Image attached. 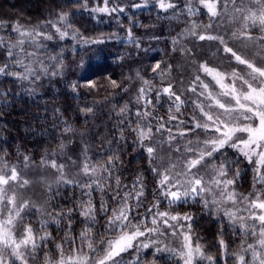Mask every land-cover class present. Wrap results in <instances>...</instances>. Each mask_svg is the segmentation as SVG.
Returning a JSON list of instances; mask_svg holds the SVG:
<instances>
[{"label": "trees", "instance_id": "1", "mask_svg": "<svg viewBox=\"0 0 264 264\" xmlns=\"http://www.w3.org/2000/svg\"><path fill=\"white\" fill-rule=\"evenodd\" d=\"M166 2L173 3L175 8L161 9L157 0H109L107 4L105 0H0V22L5 25L0 28V66L19 58L23 60L24 65L32 67L39 74V79L30 75L27 80L0 76V161L6 162L9 169L15 166L22 179L30 181L24 188L15 187L20 198L18 202L31 200L35 204L24 220L18 223L17 232L22 234L24 225L31 223L38 235H43L45 230L52 234L47 247L36 252L34 259L29 256V264H45V253L58 255L56 244L64 240L67 230V221H63L60 227L50 222L46 229L42 230L41 220L48 219V216L41 215L37 209L54 214L61 207L65 210L67 207H74L82 198L81 189L73 185L59 188L53 186L49 190V185H54L58 173L51 167H42V157L47 155L50 159H56L57 163L65 165L67 178L84 183L88 180L81 176L86 146L87 157L92 163H103L108 156L118 154L120 160L106 188L111 185L115 190L116 176L121 177L122 186L127 185L130 188L136 176L143 172L146 196L144 204L138 209L143 212L153 200L156 177L148 171L147 153L134 143L135 134L128 127V120L125 119L123 124L119 123L122 118L118 115L119 109L127 103L129 119L133 121L137 119L135 114L138 109L154 111L156 116H162L166 120L167 96H163L162 106L157 105L155 110L151 107L145 109L143 101L139 104L136 102L143 80L151 81L155 89L165 87L171 82L174 90L179 93L188 88L197 74L206 82L211 81V77L199 71L201 63H207L208 66L225 73L226 83H231L230 74L233 70L241 75L251 71L246 65H239L230 54L224 53L223 46L218 41L199 40V34L223 35L229 40V46L246 54L257 64L263 62L258 61L264 59H259L257 55L258 46L264 48L259 40L252 42L232 38V33L241 28L235 21L220 17L210 21L207 10L199 7V0H191V3L189 0ZM137 4L141 7H134ZM231 4L232 0H218V8ZM105 6L117 10L94 11ZM189 7L195 14L189 12ZM119 8L124 11L120 12ZM62 13L68 14L66 23L59 20ZM53 23L68 32L63 40L52 27ZM209 23L212 27L205 33L203 26ZM17 24L28 31L35 29L51 35L53 39L44 40L38 36L35 42L26 40L24 51L17 47L14 49L16 55L9 57L7 45L14 44L19 38L18 33L12 31V27ZM190 31H195L197 35H191ZM247 31L252 36L262 35V32ZM73 34H76L77 38L74 39ZM98 38H103L105 42L84 43L85 40ZM37 44L40 46L37 47ZM27 53L35 55L29 56ZM52 57L56 59L53 60ZM157 62H161L162 69L172 66L163 79L158 74L159 70L157 73L152 71ZM44 67L48 68L47 74L42 71ZM12 70L23 72L24 68L13 65ZM54 71L61 74L53 75ZM89 80L94 82L95 87L87 86ZM112 80L117 81L120 87L113 88ZM74 83L79 85L75 91L72 88ZM211 86L215 91H220L214 81H211ZM244 88H247V85H244ZM148 95L155 103V91ZM186 96L189 98V104L186 106L185 115L190 116L194 107L191 100L195 97L191 92H187ZM89 108L92 109L91 112L85 111ZM151 123L156 125L157 121L151 120ZM69 125L73 131L65 132L64 129ZM121 128L125 129L123 141H120ZM189 136L195 139V136ZM156 138L159 139L158 136ZM109 140L113 141L111 145ZM180 143L184 144L186 141L182 139ZM226 155L239 161L238 164L231 165L229 177L236 172L237 167L244 173L240 175V181H236V191L244 196L253 193V174L246 168L247 160L230 148L226 149ZM25 156L31 158L27 167ZM160 157H163V160ZM168 162L169 149L165 145L158 149L157 164L167 167ZM0 167H3V163H0ZM207 171L211 174L210 169ZM258 188L260 186H255V189ZM57 192L59 195H56ZM102 195L108 201L110 209L116 206V201L110 199L111 191L106 195L95 191L93 202L97 208ZM83 199L86 200L87 197ZM174 211L187 212L193 216V240L199 239L204 251L220 258V264H236L233 254L241 253L242 248L247 249L249 244H255L260 238L259 224H256L255 236L245 235L239 224L231 225L223 212L217 215L214 210H206L201 202L189 200L187 204L176 206ZM108 215H111L110 211ZM241 215L247 217L248 213L241 211ZM74 216L77 222L74 224L75 231L72 235L78 237L84 227L80 221L84 218L79 215V211L75 212ZM97 220L92 235L99 241L104 236L107 217L100 214ZM245 222L248 225L253 224L251 219ZM166 231L167 235L150 237L159 243L143 250L144 264H153V261L155 264H182L181 261H173L167 252L152 255L156 247H181L182 237L172 236L170 230ZM222 231L223 239L228 245V255L221 258L219 234ZM73 247H83V250L87 251L86 245H81L77 239L74 244H64L65 254H71ZM243 254L249 264H252L250 253ZM122 255L127 262L132 261L136 253L134 249H130Z\"/></svg>", "mask_w": 264, "mask_h": 264}, {"label": "snow or ice", "instance_id": "2", "mask_svg": "<svg viewBox=\"0 0 264 264\" xmlns=\"http://www.w3.org/2000/svg\"><path fill=\"white\" fill-rule=\"evenodd\" d=\"M161 9L167 10L175 8V5L166 0H157ZM253 0H249V5L237 6L235 0H232L231 7L235 12L240 13L243 24L237 32L232 33V38L237 40H249L259 42L264 45V0H254L255 7L251 6ZM108 0H105V4ZM191 3V0H189ZM134 7H141L137 4ZM199 7L206 9L210 21H214L223 15L218 10V0H199ZM227 9V5H225ZM116 8L109 9L101 7L94 9L98 12L116 11ZM123 12V8H119ZM189 12L195 14L191 7ZM61 22H67L68 14L62 13L59 16ZM259 26L262 35L252 36L248 33L249 28ZM5 27L0 22V28ZM52 27L56 29L61 40L68 32L61 30L55 23ZM205 33L211 29L212 25H204ZM12 31L18 33L19 38L14 44L7 45L9 57L16 55L14 49L17 47L24 51L23 45L26 40L35 42L36 38L42 37L44 40H52L51 35L36 31H28L22 25H14ZM191 35H197L195 31H190ZM131 35V33H129ZM73 38H77L73 34ZM199 40L218 41L223 46V52L228 53L239 64L246 65L251 71L241 75L233 70L230 74L231 83H225L226 74L218 71L207 63L199 64V71L206 76L211 77L220 89L215 91L211 86V81L206 82L197 74L187 89L177 92L174 85L170 82L167 86L155 89L152 82L143 80V85L139 89L136 102L144 103L145 109L151 107L156 109L161 105L163 96H167L168 114L165 120L162 116H156L154 111L137 110L135 121L129 119V106L126 103L119 109L118 115L122 118L119 121L123 124L128 120V127L135 134L134 143L139 149L147 153L148 171L156 177V188L152 196L153 200L150 206L143 212L138 209L144 204L146 196V184L144 182V173H139L132 182L131 187L121 184V177H115V190L108 184L117 162L120 160L118 154H113L100 163H92L87 157V146L84 149V163L81 172L88 177L84 183H79L75 179H69L65 176V165L57 163L56 159H50L47 155L41 158L42 167H51L55 169L58 175L54 185H49V190L54 187L59 188L65 185H73L81 189V199L76 202L74 207H61L55 211L44 213L37 209L41 215H47L48 219L41 220V228L46 229L51 222L58 227L63 221H67V230L64 240L56 244L58 255L45 253V264H144L142 260L143 250L149 249L159 243L158 240H151L150 237L167 235L166 230H170L172 236L182 237L181 247L179 249L170 247H156L157 253L167 252L169 257H177L182 264H220V258L209 255L204 251V246L199 239L193 240L194 218L190 213H180L174 211L175 207L187 204L189 200L201 202L206 210H214L217 215L223 212L229 223L233 226L239 224L240 230L245 234L256 235V222L259 223V240L257 244L260 249H264V188L255 189V184H264V66H257L255 60H250L246 54L235 50L229 46V40L223 35L199 34ZM103 38L94 40H85L84 43H104ZM175 44L176 41L174 40ZM2 44V41H0ZM40 45L37 44V47ZM187 51V50H185ZM32 56L35 53H27ZM53 60L56 57H52ZM23 67L24 71H13L12 66ZM168 69L161 68V62H157L152 71L157 73L163 79ZM42 71L47 74L48 68L44 67ZM53 75H59L60 72H53ZM35 76L39 79V74L32 67L24 65L22 59H15L5 62L0 66V76H11L19 80H27L29 76ZM139 76V73H137ZM142 79V78H141ZM113 88L120 85L112 80ZM247 85V89H244ZM79 85L73 84V91ZM88 87H95L94 82L88 81ZM127 90V89H125ZM155 91V103L149 98V93ZM187 92H191L195 99L191 100L192 113L186 116L189 98ZM183 97V98H182ZM233 101L235 102L233 104ZM162 106V105H161ZM182 108L184 111H182ZM91 112L92 109H85ZM258 119V126L254 121ZM151 120H156L153 125ZM247 122V123H245ZM134 125V126H133ZM65 132L73 131L69 125L64 129ZM120 141L125 139V129L121 128ZM189 134L195 136L190 138ZM240 134H247V138ZM159 137L157 139L156 137ZM186 143L181 144V140ZM109 145L113 143L108 141ZM119 143V141H116ZM167 145L169 149V162L167 167L158 166L157 153ZM63 148V144L61 145ZM232 149L248 160L249 165H253L254 173V192L244 196L236 191L234 187L237 179L240 178V169L229 177L232 164H238L239 161L230 159L226 155V149ZM30 157L25 156V166H28ZM163 160V157H160ZM217 160L219 161L217 163ZM0 167V215L2 209L7 208L8 215L0 219V264H29V256L35 258V253L47 247V242L52 239V234L44 231L43 235H38L33 229L31 223L24 225L22 234L17 232V225L23 221L28 212L35 207L31 200L19 201V195L15 187L24 188L30 181L22 179L20 172L15 166L8 168L6 162ZM211 170V174L208 173ZM107 173L108 175H103ZM127 188L125 191L124 189ZM11 190V194L9 191ZM99 191L106 195L108 191L112 192L111 200L116 201V206L109 208L108 201L101 197L99 207L93 202V192ZM56 195H59L57 192ZM87 197V199H83ZM51 199V196L49 197ZM135 203H132V201ZM166 202V205H165ZM232 207H227L228 205ZM242 206V207H241ZM55 206L53 205V208ZM257 209L261 210L257 213ZM79 211L83 217L84 227L81 229L78 237L72 233L75 231L74 224L77 222L74 213ZM109 211L111 215H108ZM241 211L247 212L245 217ZM103 214L107 217L104 225V236L97 241L93 233V227L98 222L97 217ZM251 219L252 225L246 224V220ZM249 228L251 232L249 233ZM144 238V239H141ZM79 240L81 245H86L87 251L83 247H73L71 254H65L64 244H74ZM219 246L221 249V258L228 255L223 231L219 234ZM130 249L135 250V257L132 261H125L123 253ZM251 250L252 264H264V255L257 250V246L249 244L247 249L241 250V253L235 255L236 264H249L243 253ZM155 264V261H153Z\"/></svg>", "mask_w": 264, "mask_h": 264}, {"label": "rangeland", "instance_id": "3", "mask_svg": "<svg viewBox=\"0 0 264 264\" xmlns=\"http://www.w3.org/2000/svg\"><path fill=\"white\" fill-rule=\"evenodd\" d=\"M109 1V0H108ZM236 4H237V6L239 7V6H241V0H238L237 2H236ZM243 5H245V6H248L249 5V0H243ZM251 6L254 8L255 7V2H254V0H253V2H252V4H251ZM218 10L219 11H221L222 13H223V15L220 17V18H224V19H226V20H228V21H235V24L236 25H239L240 27L242 26V24H243V20L241 19V16H240V13H238V12H235L233 9H232V7L230 6V5H227V9H225V6H223V7H221V8H218ZM248 30H254L256 33H258V32H261V29L259 28V26L257 25L255 28H249ZM257 50V55H258V57H259V59H261L262 57H264V48H263V46H258V49H256ZM258 61H263L262 63H260L259 62V64H257V66H264V59H262V60H258ZM226 83V82H225ZM245 90L247 89V88H244ZM234 102V101H233ZM235 103V102H234ZM254 124L255 125H257L258 126V124H259V120L258 119H256L255 121H254ZM240 135H243L245 138H247V134H240ZM247 162H248V160H247ZM248 165L246 166V168H249V170H251V173L253 174V176H254V173H253V171H252V167H253V165H249V162L247 163ZM242 174H244L243 173V171H240V175L242 176ZM81 176H82V178H88V177H86V176H84L83 175V173L81 172ZM253 176H252V178H251V190H253L254 191V180H253ZM238 181H240V179L238 180ZM255 186H260V188H264V184H255ZM257 188V187H256ZM260 188H258V189H260ZM227 207H232L230 204L227 206ZM242 207V206H241ZM257 211V213H259L261 210H259V209H257L256 210ZM7 215H8V211H7V208H4V209H2V215H0V219H4V218H6L7 217ZM256 224H259L258 222H256ZM253 245H256L257 246V250L258 251H260L261 252V254L262 255H264V249H260L259 248V246H258V244H257V241H256V243L255 244H253ZM250 253V257H251V262H252V253H251V250H249L248 251V254ZM173 259V261H179V259L177 258V257H172ZM180 262V261H179ZM256 264H258V261L256 262Z\"/></svg>", "mask_w": 264, "mask_h": 264}]
</instances>
